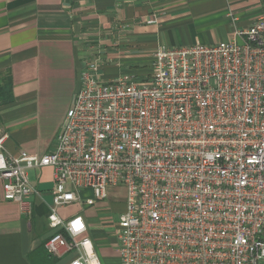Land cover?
Here are the masks:
<instances>
[{"label": "built area", "instance_id": "obj_1", "mask_svg": "<svg viewBox=\"0 0 264 264\" xmlns=\"http://www.w3.org/2000/svg\"><path fill=\"white\" fill-rule=\"evenodd\" d=\"M229 18L225 41L156 48L148 78L104 80L101 56L89 61L42 156L10 155L0 134L3 197L23 215L35 191L27 170L53 169L50 255L97 258L83 216L57 209L120 184L119 264H264V11L247 27Z\"/></svg>", "mask_w": 264, "mask_h": 264}, {"label": "crops", "instance_id": "obj_2", "mask_svg": "<svg viewBox=\"0 0 264 264\" xmlns=\"http://www.w3.org/2000/svg\"><path fill=\"white\" fill-rule=\"evenodd\" d=\"M262 11L264 0H0V79L7 76L10 85V101L0 106V134L7 135V152L40 157L52 149L89 61L101 56L104 80L123 74L148 78L159 46L225 41L232 31L229 13L247 27ZM27 175L35 190L28 216L4 199L0 179V264H64L72 254L57 259L45 249L52 233L46 216L53 169L30 168ZM80 193L93 197L90 189ZM101 205L99 199L92 205L77 201L57 213L81 214L93 242H106L91 264H119L114 236L119 219L109 223L111 231L93 232L91 219Z\"/></svg>", "mask_w": 264, "mask_h": 264}, {"label": "rangeland", "instance_id": "obj_3", "mask_svg": "<svg viewBox=\"0 0 264 264\" xmlns=\"http://www.w3.org/2000/svg\"><path fill=\"white\" fill-rule=\"evenodd\" d=\"M125 200H126V189L123 185H115L111 186L107 189V197L105 199H102V205L100 207V210L97 211V215L94 216L91 221L94 223V230L95 234L102 235L106 231H111L112 229L109 227V223L111 221L113 223H116L119 219V215L124 211L125 209ZM94 209L89 208L87 209V212H92ZM101 227L103 230H98V228ZM106 242L103 241V243H99L98 245L94 241L95 250L97 254H99V249L104 248L106 245ZM102 264H108V260H102Z\"/></svg>", "mask_w": 264, "mask_h": 264}, {"label": "trees", "instance_id": "obj_4", "mask_svg": "<svg viewBox=\"0 0 264 264\" xmlns=\"http://www.w3.org/2000/svg\"><path fill=\"white\" fill-rule=\"evenodd\" d=\"M10 101V85L7 76L0 79V106Z\"/></svg>", "mask_w": 264, "mask_h": 264}]
</instances>
